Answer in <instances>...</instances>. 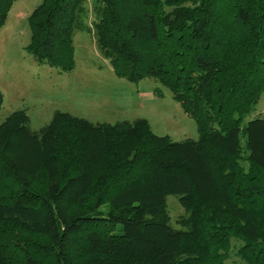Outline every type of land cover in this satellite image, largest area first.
I'll use <instances>...</instances> for the list:
<instances>
[{"label":"trees","instance_id":"trees-1","mask_svg":"<svg viewBox=\"0 0 264 264\" xmlns=\"http://www.w3.org/2000/svg\"><path fill=\"white\" fill-rule=\"evenodd\" d=\"M13 1L0 0V27ZM95 1L94 36L115 74L168 87L199 136L62 111L33 130L25 110L10 112L0 264H223L232 238L245 264H264V117L243 125L264 92V0ZM84 2L30 12L26 49L38 62L73 68ZM169 194L186 213L181 228Z\"/></svg>","mask_w":264,"mask_h":264},{"label":"rangeland","instance_id":"rangeland-1","mask_svg":"<svg viewBox=\"0 0 264 264\" xmlns=\"http://www.w3.org/2000/svg\"><path fill=\"white\" fill-rule=\"evenodd\" d=\"M41 2L14 0L0 27V121L21 109L26 111L33 130L46 125L56 111L94 123L144 118L156 134H168L173 140L198 138L194 118L183 110L168 87L151 77L131 81L115 74L94 36L95 0H85V12L74 31L73 68L60 70L38 62L26 49L30 40L27 17ZM257 116L264 117V92L243 119V125ZM240 140L244 144L245 136ZM166 204L171 225L181 228L177 221L186 213L178 197L167 195ZM239 244V239H231L223 264H245L236 253Z\"/></svg>","mask_w":264,"mask_h":264}]
</instances>
